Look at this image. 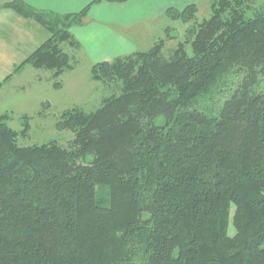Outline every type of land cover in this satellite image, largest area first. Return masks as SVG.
<instances>
[{
    "label": "trees",
    "instance_id": "1",
    "mask_svg": "<svg viewBox=\"0 0 264 264\" xmlns=\"http://www.w3.org/2000/svg\"><path fill=\"white\" fill-rule=\"evenodd\" d=\"M249 1L212 0L186 43L94 63L112 92L63 112L69 145H21L0 116V264H264V6ZM6 6L50 34L18 69L75 68L62 45L81 48L70 28L89 6ZM197 8L166 15L187 23ZM228 63L243 77L212 110L198 100Z\"/></svg>",
    "mask_w": 264,
    "mask_h": 264
},
{
    "label": "rangeland",
    "instance_id": "2",
    "mask_svg": "<svg viewBox=\"0 0 264 264\" xmlns=\"http://www.w3.org/2000/svg\"><path fill=\"white\" fill-rule=\"evenodd\" d=\"M249 2L250 12L264 6V0H250ZM195 4L198 5L196 18L190 19L187 23L178 18H171L165 13V18L149 23L145 29L140 27L132 29L130 35L138 42V49L133 52L148 50L159 39H164L167 46H174L180 42L186 43L191 29L208 19L212 13V0H203ZM24 19L36 22L44 28L48 33L46 40L49 38L48 30L36 19ZM186 45L187 48L190 47L189 44ZM62 47L72 56V61L76 65L75 68L64 72L57 78L54 70L36 68L29 63L18 69L36 48L26 53L24 57H20L14 64L6 62L3 58L0 60V82L3 84L0 89V116L7 113L6 123L16 131L18 143L21 145L42 144L53 139L69 145L74 135L71 130L59 127L63 112L76 106L86 111H93L99 106L103 97L109 96L112 92L110 87L93 79L91 69L94 63L88 60L82 44L80 49L72 47L67 42L63 43ZM235 65L237 64L225 65L215 83L210 86L206 94L199 98L198 102L201 101L204 105L208 104L212 110H217L223 100L231 94L233 90L231 86H235L241 76L243 77L241 71H236ZM254 76L259 88L263 90L264 69L258 70ZM56 82L58 84H55ZM234 209L232 206L229 227L231 235L235 234L232 223Z\"/></svg>",
    "mask_w": 264,
    "mask_h": 264
},
{
    "label": "crops",
    "instance_id": "3",
    "mask_svg": "<svg viewBox=\"0 0 264 264\" xmlns=\"http://www.w3.org/2000/svg\"><path fill=\"white\" fill-rule=\"evenodd\" d=\"M0 0V60L16 63L46 40L47 31L24 19ZM37 10L60 14L79 12L94 0H24ZM203 0H127L99 1L88 8L84 24L72 27L91 63L112 60L138 49L130 32L137 27L165 18L169 8H183ZM155 32V31H153ZM144 41V40H143Z\"/></svg>",
    "mask_w": 264,
    "mask_h": 264
}]
</instances>
